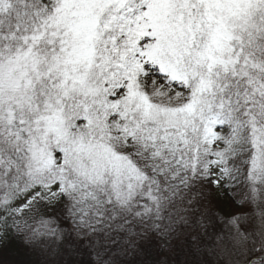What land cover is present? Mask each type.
<instances>
[{"label": "snow or ice", "instance_id": "obj_1", "mask_svg": "<svg viewBox=\"0 0 264 264\" xmlns=\"http://www.w3.org/2000/svg\"><path fill=\"white\" fill-rule=\"evenodd\" d=\"M0 264H264V0H0Z\"/></svg>", "mask_w": 264, "mask_h": 264}]
</instances>
